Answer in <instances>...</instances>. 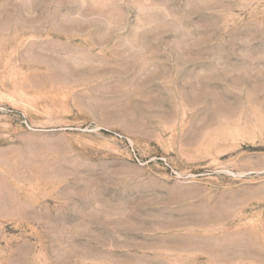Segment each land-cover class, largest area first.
<instances>
[{"label": "rangeland", "instance_id": "obj_1", "mask_svg": "<svg viewBox=\"0 0 264 264\" xmlns=\"http://www.w3.org/2000/svg\"><path fill=\"white\" fill-rule=\"evenodd\" d=\"M0 264H264V0H0Z\"/></svg>", "mask_w": 264, "mask_h": 264}]
</instances>
